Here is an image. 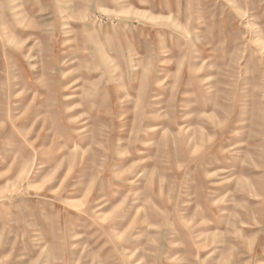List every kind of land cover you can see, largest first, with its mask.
Listing matches in <instances>:
<instances>
[{
  "label": "rangeland",
  "instance_id": "374dc122",
  "mask_svg": "<svg viewBox=\"0 0 264 264\" xmlns=\"http://www.w3.org/2000/svg\"><path fill=\"white\" fill-rule=\"evenodd\" d=\"M0 264H264V0H0Z\"/></svg>",
  "mask_w": 264,
  "mask_h": 264
}]
</instances>
